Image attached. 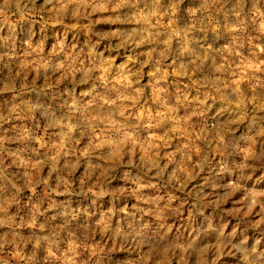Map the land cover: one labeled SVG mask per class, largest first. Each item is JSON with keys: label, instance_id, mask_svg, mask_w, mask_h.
Instances as JSON below:
<instances>
[{"label": "clouds", "instance_id": "9594fccd", "mask_svg": "<svg viewBox=\"0 0 264 264\" xmlns=\"http://www.w3.org/2000/svg\"><path fill=\"white\" fill-rule=\"evenodd\" d=\"M0 264H264V0H0Z\"/></svg>", "mask_w": 264, "mask_h": 264}]
</instances>
